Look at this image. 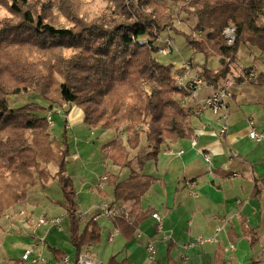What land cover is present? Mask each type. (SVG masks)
<instances>
[{
  "label": "trees",
  "instance_id": "obj_1",
  "mask_svg": "<svg viewBox=\"0 0 264 264\" xmlns=\"http://www.w3.org/2000/svg\"><path fill=\"white\" fill-rule=\"evenodd\" d=\"M130 1L125 4L123 0H109L116 8L120 7L123 19L125 11L130 14L128 22L93 16L87 22L78 21L82 31H76L47 22L29 9L24 11L28 0H7L11 12L22 18L29 27L28 34L34 36L30 39L27 35L19 43V49L8 56L6 69L0 71V219L14 205L24 202L32 187H43L49 180H57L64 196L60 206L69 217V241L75 249V258L85 246L99 242L100 228L92 218L80 228L74 187L65 168L68 156L65 117L69 108L82 110L88 128L113 132L101 149L107 150L106 158L112 165L120 170L127 168L128 173L120 177L106 172L102 185L110 189L113 201L130 202L129 215L139 219L144 213L141 198L153 181L150 174L141 171L145 161L156 157L162 143L191 135L189 117L193 106L185 100L180 102L187 91L174 79L181 71L153 55L157 53L156 31L152 39L146 35L158 27L155 14L145 11L149 0ZM166 1L168 9L177 7L175 3L179 0ZM183 3L196 18L193 28L205 30L199 39L189 41L186 37L194 65L195 55L201 56L202 62L196 66L205 81L219 85L228 77L241 44L264 55V22L260 20L264 16V0ZM185 8L181 10L184 12ZM169 16H165L171 19L164 27L173 23V16ZM229 23L235 28L231 44H227L222 32ZM164 27L158 33L165 31ZM35 37L41 40L46 37L49 43L35 41ZM214 56L217 65L211 68L208 63ZM249 67H245V73ZM256 78L264 81V70L257 72ZM29 93L38 95L41 103L32 100L11 107L6 100L8 94ZM54 108L63 115L60 138L51 133L46 120V113ZM50 165L55 167L53 173ZM111 219L119 231L126 228L129 235L135 233L133 222L123 217ZM63 254L57 252L56 259ZM106 264L132 263L110 256ZM202 264L226 263L221 252H216L211 262Z\"/></svg>",
  "mask_w": 264,
  "mask_h": 264
},
{
  "label": "crops",
  "instance_id": "obj_2",
  "mask_svg": "<svg viewBox=\"0 0 264 264\" xmlns=\"http://www.w3.org/2000/svg\"><path fill=\"white\" fill-rule=\"evenodd\" d=\"M254 52L251 53L254 58L261 56ZM195 57L197 60L201 58L200 55ZM246 66L250 67L245 73ZM257 72L253 64L248 63L239 66L236 73L228 76L232 80V97L227 104L228 127L223 135L218 134L220 119L210 110H204L199 115L191 114L190 137L162 143L156 157L145 161L147 170L143 165L141 171L150 174L153 181L141 198L143 216L141 219L134 214L130 216L135 224V233L129 235L126 228L119 231L112 219L107 217L104 229L100 227L101 233L105 231L107 242L112 243L115 237L119 239L120 247L112 253L116 260L125 259L132 264H202L211 262L215 253L221 252L226 264H264V144L256 143L247 136L248 119L253 120L257 130L264 131V81L256 78ZM248 73H253V76H248ZM199 92L202 94L200 99L210 89L203 86ZM190 104L194 106L195 102L191 101ZM69 109L65 117L66 129H72L74 134L76 128H87L82 110L74 106ZM55 114L63 116L61 112L52 113V118ZM90 130L92 135L93 129ZM101 133L111 135L109 130ZM192 139H195L194 144ZM106 152L101 149L103 175L110 172L124 177L122 169L108 161ZM205 152L210 154L209 164L203 158ZM76 157L77 153L72 154L73 159ZM187 180L194 181L196 195H192L185 185ZM82 186L90 194L95 190L102 202H114L127 209L130 206V202L113 201L110 189L104 184L88 188L83 182ZM37 188L32 187L25 201L8 211L27 207L29 215L25 222L19 223L16 217L6 219L2 216L0 219V248H3L7 237L19 238L11 241L12 247L19 249L17 258L6 259L4 252L0 251V264H26L20 260L25 245L37 236L41 227L45 230L43 235L46 240L48 230L56 226L53 224L45 228L37 225L38 213L34 211L38 207ZM99 205L91 206V218L98 213ZM151 212H158L162 218L160 231L155 227ZM101 217L99 215L95 221ZM62 218L61 215L60 223ZM222 220L225 226L219 233L217 243L184 247L186 243H193L198 236L211 235ZM59 229L62 230V227ZM137 231H140L139 236L136 235ZM110 233H113L111 241L108 239ZM149 239L155 242L157 250L153 261L147 259L145 250ZM229 243L234 247L231 250L227 248ZM90 247L85 246L82 253H88ZM72 251L75 258V249L66 241L61 248H54L53 254L56 259L57 252L70 255Z\"/></svg>",
  "mask_w": 264,
  "mask_h": 264
},
{
  "label": "rangeland",
  "instance_id": "obj_3",
  "mask_svg": "<svg viewBox=\"0 0 264 264\" xmlns=\"http://www.w3.org/2000/svg\"><path fill=\"white\" fill-rule=\"evenodd\" d=\"M183 1L181 2L179 0L178 2H176L175 4L178 5L177 7L166 9V0H149L147 3V8L145 10L149 13L151 12V14H155V16L153 17L154 19H156V25L158 26L156 27L157 29L153 28L150 33L146 34L149 39L155 37V35L153 34L155 31L156 37L160 36L161 38H163L167 35V29H172L170 35L174 40L176 49L173 48L171 53L165 55L160 53H153V55L157 57L160 62L172 63L174 67L181 66L184 59H189L191 56H193L192 50L186 39L187 35L190 41L191 39L201 38L205 31L199 29L196 30L193 28L196 18L193 15L192 9L187 10V8H185ZM124 2L125 4H129L131 1L123 0V3ZM160 6L162 7V9L160 8ZM128 7L131 6L128 5ZM182 8H185L184 12L181 10ZM22 9L24 11L26 9H29L34 14L39 13L47 22H51L59 26H69L76 31H82V26L78 25V21L81 22L83 21L82 19H86L84 21L87 22L93 16L106 17L108 19H110L111 17H116V21H122L120 19H123L119 13L120 7L116 8L115 3H110L109 0H28V4L25 5ZM139 10H142V8H140ZM162 13H165L163 18ZM167 14L173 16V23L171 24V26L164 27V25L170 22L171 19H165V16ZM128 15L130 14L126 13V11L123 13V17H125L123 19L124 23L129 21ZM148 19H152V17L149 16ZM260 20L264 21V16L260 17ZM7 23L9 25L6 26ZM23 23L24 22L22 21V18L11 12L7 0H0V71L6 69L7 58L9 54H13L14 50L17 51L19 49V43L21 41H25L24 39L27 38V35L30 36V39H32L34 36V34L32 33L28 34L29 27ZM10 27L13 28L10 29ZM162 27L165 28V31H161L158 33V29ZM34 40H37L39 42L42 41L46 44L49 43V39L46 37L42 38V40L41 37H35ZM254 51V48L248 45L241 44L239 50L237 51L236 58L232 63L229 75L232 73H236V69L239 68V66H243L244 64L248 63L253 64L257 71L264 70V55L254 58L251 55V53ZM254 53L255 55H257V50ZM200 62H202L201 58L198 60L195 59V65L193 66L201 73L200 68L196 66V63ZM208 65L211 68L215 67L217 65V57L214 56V59H212L208 63ZM14 72L15 74H18V72ZM201 96L202 94L199 92L198 97ZM6 100L11 107H17L24 104L25 102H29L32 100L41 103L40 97L38 95H33L30 93L8 94L6 96ZM183 100H185L188 104L191 103V100L184 98V96H181L180 102L182 103ZM53 120V125L50 126L48 124V126L50 127L51 133L57 138H60L63 134V118L60 117V115L55 114L53 115ZM72 132V129L67 130L66 134L68 156L66 157L65 168L66 172L70 175L74 187V199L77 205V211L80 215V228H82L83 225L91 218V206L101 204L102 202V199L95 190L93 194H90L89 192H87L86 187L83 188L82 183L85 182L88 188L93 186L96 187L98 176L103 175V156L101 154V145L104 141H107L109 138H111L113 132L111 131V135H102L99 130L93 129V134L91 135V130L90 128L88 129V127L84 130H77L76 128L74 129L75 133L73 134ZM144 149L145 148H143V150ZM76 153L77 157L73 159L72 154ZM144 166V170H147V166ZM49 170L51 171V173H53L55 171V167L50 165ZM127 172L128 169L123 168L122 176H125ZM35 188L38 189L36 192V202L38 204V207L34 211L38 214L44 213L50 216H63L61 222L62 230H58L57 226L49 229L46 233V240L44 243V248L42 250L44 259L49 260L51 263H54L57 260L55 259L53 254L54 248H61V245L66 241L70 243L69 217L65 213L63 207L60 206V203L63 202L64 196L59 182L55 179L49 180L43 187L35 186ZM107 218L105 216H102L96 222L99 228L101 227V229H104V227L106 226L104 220H106ZM110 223L108 222V224ZM42 228L43 227H41L40 231L37 233L38 236L45 233V230ZM41 229L43 231H41ZM18 239L19 238H15L12 236L6 238V241L3 244V248H0V251L4 252L6 259L17 258V255H19L18 247L13 248L11 245V241L15 242ZM118 247H120L118 237H115L114 241L112 243H109L106 240L105 231H102V233L100 232L99 242L96 244H92L89 248L88 253L85 254L94 257L101 264H106L109 257L112 256V253H114V250ZM123 252L124 251H122V253ZM51 254L53 257L48 258L47 256H51ZM70 255L68 256L72 260L73 251Z\"/></svg>",
  "mask_w": 264,
  "mask_h": 264
},
{
  "label": "built area",
  "instance_id": "obj_4",
  "mask_svg": "<svg viewBox=\"0 0 264 264\" xmlns=\"http://www.w3.org/2000/svg\"><path fill=\"white\" fill-rule=\"evenodd\" d=\"M264 22V21H262ZM171 28H168L166 33L167 35L163 38L158 36L156 38V51L160 54H168L172 52V49H176L174 40L171 33ZM223 34L226 39L227 44L233 43L235 39V28L232 24H227L223 29ZM192 60L184 59L181 66H176L180 69V73L176 74L174 79L175 83L183 87L187 91V96L185 98L194 101L195 105L193 106V114L199 115L204 110H210L221 123L219 126L218 134L223 135L227 131L228 127V112L227 104L232 97L231 85L232 80L229 78L224 79L219 85H215L211 82L205 81L200 72L194 68ZM248 76H253V73H248ZM206 86L210 89V92L204 95L199 99L198 92L203 87ZM52 113H60L58 108L46 113L47 123L52 126L53 118ZM248 132L247 136L256 143L264 144V131H259L255 128L254 122L252 119H248ZM192 143H195V139H192ZM203 158L206 163H210V154L205 152L203 153ZM105 179V175H102L98 178L96 187L102 186V181ZM194 181L187 180L185 185L188 187L192 195H196V192L193 190ZM29 215V209L27 207H21L17 211H12L5 213L3 216L6 219L17 218L19 223L25 222L26 218ZM99 215L112 218V217H123L128 220L129 223L133 221L130 218L129 211L127 208L119 206L115 203L102 202L99 205L98 213L95 214L92 219L95 220ZM80 216V215H79ZM151 217L154 219L155 227L158 231L162 229V218L158 212H151ZM61 216L58 217H46L43 213L37 215L36 223L37 225L50 226L55 224L58 228L61 226ZM225 226V221L222 220L221 223L214 227V231L209 236H198L193 243H186L184 247L187 248L193 244H204V243H217L219 241V233L223 230ZM116 231V230H115ZM137 236L140 235V231H137ZM108 239L111 241L113 239V233H110ZM45 235H37L35 238L27 243L20 255V260L22 262H27L29 264H101L94 257L81 253L76 258L72 260L67 254H63L59 259L54 263H51L44 259L42 255V250L44 248ZM228 250L233 249V245L229 243ZM145 250L147 259L153 261L156 255V245L152 239L147 240L145 244Z\"/></svg>",
  "mask_w": 264,
  "mask_h": 264
}]
</instances>
